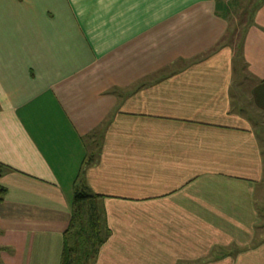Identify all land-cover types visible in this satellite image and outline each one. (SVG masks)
Listing matches in <instances>:
<instances>
[{"label": "crops", "instance_id": "1", "mask_svg": "<svg viewBox=\"0 0 264 264\" xmlns=\"http://www.w3.org/2000/svg\"><path fill=\"white\" fill-rule=\"evenodd\" d=\"M232 2L0 0V264H61L76 189L93 264H264V0L231 35Z\"/></svg>", "mask_w": 264, "mask_h": 264}, {"label": "trees", "instance_id": "2", "mask_svg": "<svg viewBox=\"0 0 264 264\" xmlns=\"http://www.w3.org/2000/svg\"><path fill=\"white\" fill-rule=\"evenodd\" d=\"M5 195L6 190L0 187V204ZM97 199L85 190H75L61 264H93L100 247L108 240L109 232Z\"/></svg>", "mask_w": 264, "mask_h": 264}, {"label": "rangeland", "instance_id": "3", "mask_svg": "<svg viewBox=\"0 0 264 264\" xmlns=\"http://www.w3.org/2000/svg\"><path fill=\"white\" fill-rule=\"evenodd\" d=\"M232 5H238L239 7H235L234 10L231 9V17L229 18L230 23L233 26V33L236 31L237 27H239V24H244L246 19L250 18V15L253 12L254 6L258 4V0H232ZM232 39V36L228 38L230 41Z\"/></svg>", "mask_w": 264, "mask_h": 264}]
</instances>
